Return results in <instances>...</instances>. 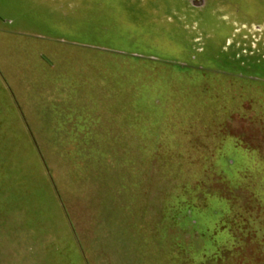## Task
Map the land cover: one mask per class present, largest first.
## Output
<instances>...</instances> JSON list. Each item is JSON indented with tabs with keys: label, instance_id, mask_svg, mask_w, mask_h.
<instances>
[{
	"label": "rangeland",
	"instance_id": "1",
	"mask_svg": "<svg viewBox=\"0 0 264 264\" xmlns=\"http://www.w3.org/2000/svg\"><path fill=\"white\" fill-rule=\"evenodd\" d=\"M32 1L0 22V264H264V0ZM52 85L86 123L21 120Z\"/></svg>",
	"mask_w": 264,
	"mask_h": 264
},
{
	"label": "crops",
	"instance_id": "2",
	"mask_svg": "<svg viewBox=\"0 0 264 264\" xmlns=\"http://www.w3.org/2000/svg\"><path fill=\"white\" fill-rule=\"evenodd\" d=\"M16 1L17 0H0V22H8L9 24H14L20 27H30L33 26V24L39 26L40 22L37 21L36 16L34 15L39 5H34L32 0H18L17 2ZM78 1L81 2V0ZM28 2L30 4H28ZM36 2H38V0H36ZM46 2L49 3L48 0H46ZM42 24L43 23H41V25ZM55 88H57V86L53 85L52 87H37L36 98L38 100L36 99L35 102H28L23 105H16L14 101L13 104L19 111L18 115H20L21 120L27 123L34 122L35 117H37L39 118V122L44 123H86V121L84 120L86 114L84 108L86 107V105H83V109L81 110L78 109L81 108L80 104L72 105L68 103L64 109L60 110L64 104L60 105L56 104L53 101H47V99H53L54 93L52 95L50 91L52 92L53 90H55ZM27 116H31L32 118L28 119Z\"/></svg>",
	"mask_w": 264,
	"mask_h": 264
}]
</instances>
